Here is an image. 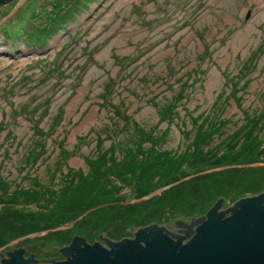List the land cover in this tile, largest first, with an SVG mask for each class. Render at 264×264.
I'll return each instance as SVG.
<instances>
[{"label":"rangeland","instance_id":"obj_1","mask_svg":"<svg viewBox=\"0 0 264 264\" xmlns=\"http://www.w3.org/2000/svg\"><path fill=\"white\" fill-rule=\"evenodd\" d=\"M262 112L264 0L2 1L0 251L38 243L36 257L56 260L60 250L46 246L61 247L74 235L93 241L106 227L140 222L144 206L131 205L151 193L136 196L127 186L122 199L102 201L68 222L51 227L49 217L66 211L59 205L74 194L65 191L63 173L74 170L80 178L79 172L91 170L89 159L109 167L98 158H120L112 154L111 141L131 142L142 131L157 135L159 149L172 155L187 149L193 125L201 126L195 136L202 137L217 124L209 143L199 146L202 152L189 154L191 167L200 168L189 176L219 182L236 167L257 166L251 170L253 186L263 187ZM255 122L251 137L261 142L258 160L247 162L253 155L245 159L249 147L241 148L239 134L237 155L208 161L211 146L237 141L236 133ZM59 185L60 194L52 198ZM220 197L217 211L240 198ZM31 201L42 211L55 203L54 214L18 217L15 209H33ZM114 203L123 205L125 216L115 214ZM102 235L110 236L108 230Z\"/></svg>","mask_w":264,"mask_h":264},{"label":"trees","instance_id":"obj_2","mask_svg":"<svg viewBox=\"0 0 264 264\" xmlns=\"http://www.w3.org/2000/svg\"><path fill=\"white\" fill-rule=\"evenodd\" d=\"M39 28L45 30V26ZM47 29L48 28H46V33L44 31L42 32V34L44 35V40L49 36ZM262 114L264 115V112H262ZM216 126L217 124H214V126H212L213 131L211 130V132H209L207 135L203 134L202 137H200L199 135H195L196 130L197 132H200L199 130L201 129V126H197V124L193 125V139L192 137L190 138L191 140L189 139L190 142H188L187 149L183 150L181 154L174 153L172 155H169L167 151L160 150L158 147V141L154 138L157 137V135L151 133L147 137V135L145 136V133L143 131V137L138 136L136 140H133L131 142L112 140V154H115L116 151L117 155L120 158L118 160L114 159V157L105 158L103 156L98 158L105 161L104 165L110 163V166H107L112 169V172L106 171L105 169L109 167L103 168L102 164H99L97 160L89 159V168L91 170L85 175H82L79 172L80 178L76 177L74 170H70V172L62 174L63 177H65L66 184H68L65 191H71V193L74 194L71 201L69 200L67 204L63 203L59 205L66 208V211L58 214L57 218H55L56 216H53V218L49 217V224L52 227L57 224L59 225L64 222H68L74 219L79 213L105 200L117 202V200L122 199L126 195V192H122L124 186L128 187V192L136 191V196H143L151 193L146 198L142 199V202L140 204L135 203L131 205V207H137L138 210L139 206H144L141 212L145 216L143 218H138V221L140 220V222L137 223L134 221L135 224L133 225V222L129 225L120 224L119 226L114 228L115 230L109 227L104 228H109V238L118 240L121 237L131 235L132 230L135 227L146 225L153 221L157 223H164V221L174 218L176 216L175 214L178 213L182 214L183 218H188L185 216H196L199 214H203L208 206H210L217 197L223 196L225 201L234 200L235 198L252 195L260 192L261 190H264V186H253L254 174L252 173L255 172H252L251 170H254V168L256 169L257 166L244 165L236 167L231 171L227 179L219 182H211L208 180H194V176H189L193 171L196 172L197 170H200V168L193 169V167H191V163L189 161L190 156L192 155L191 152H202V149H200L199 146L209 143L208 140L211 137V133L217 132V130H214ZM255 126L256 122L250 126V129L248 131L245 130L244 133L239 131L234 136V138H236L240 134V136L242 137L240 139V145H242L241 148L243 146L249 147V152L246 153L247 156L245 159L249 158V155H251V153L253 156H251L247 160V162H253L252 160L254 159V161L258 160L257 157L261 152V142L259 138H257V135L251 137L254 134L253 130ZM241 127L244 128L246 127V125H243ZM238 141L239 138L237 137V141L235 142L230 143L229 141H225V139H222L220 142L214 144V146H211V148L206 152H212L213 155V157L212 155L209 157L208 161L213 164L214 161L220 162L226 157L237 155L239 147H236V143H238ZM145 142H147L148 145L144 144ZM103 153L105 154V152ZM203 153L205 154V152ZM212 172L214 173V171ZM69 177H71V179L68 180ZM72 182L73 186H69V183L72 184ZM243 182L246 185L242 186L241 188L239 184H242ZM90 183H95L96 187L94 191H92V187H89V185H91ZM166 185L168 186L163 188L158 193H155L157 188ZM58 190L59 192H61L60 185L58 186V189L54 190L51 194L52 198L57 197L58 194H60L57 192ZM204 190H207V194L205 195L203 194ZM214 190H220V192H213ZM226 191H228L227 194H225ZM25 192L27 193V191ZM31 202L35 205L33 208L34 210L24 208V210H26L25 212L23 209H15L16 211H18V217L24 215L33 217L34 219L40 218V215L52 216V214H54L51 212L56 208L55 203H53L54 205L50 203L51 205L48 207V209H44V211L47 212H44L40 210L38 206H36L35 201ZM113 205L115 207H118V210L115 214H118V216L122 217L125 216L126 213L123 210V205L121 203H114ZM110 207L111 204L101 208H95L90 213L92 214L95 212H99L100 210L103 211V209H107ZM84 215H82L78 220H83L85 217ZM101 223L102 222H100V220L97 222L96 229L101 228ZM16 226H19V224H16ZM100 231L98 230L95 233H98Z\"/></svg>","mask_w":264,"mask_h":264},{"label":"water","instance_id":"obj_3","mask_svg":"<svg viewBox=\"0 0 264 264\" xmlns=\"http://www.w3.org/2000/svg\"><path fill=\"white\" fill-rule=\"evenodd\" d=\"M222 200L219 197L203 214L185 216L189 221L175 214L167 228L155 221L135 227L133 238L112 240L102 235L108 228L98 235L109 249L96 240L88 243L83 236L74 235L65 246H46L66 254L65 259L33 257L32 252L41 248L33 243L0 252V264L36 260H52L50 264H264V192L242 196L217 211ZM25 250L30 251L28 257L22 256Z\"/></svg>","mask_w":264,"mask_h":264},{"label":"flooded vegetation","instance_id":"obj_4","mask_svg":"<svg viewBox=\"0 0 264 264\" xmlns=\"http://www.w3.org/2000/svg\"><path fill=\"white\" fill-rule=\"evenodd\" d=\"M184 220H186V221H189V217L188 218H183ZM162 224H165L164 225V227L165 228H167V224L166 223H162ZM193 231L189 234V235H185L182 239H181V243H184V242H186L192 235H193ZM125 237H127V238H133L134 237V234L132 233L131 235H129V236H125ZM83 238L88 242V243H92L93 241H91V240H87V238H85L84 236H83ZM121 238H123V237H121ZM72 239V238H71ZM113 240V239H112ZM71 241V240H70ZM96 241H98L99 243H101L105 248H107V249H109L110 248V246L106 243V241L103 239V238H101V237H99L98 239H96ZM141 243H142V241H140ZM70 242H67L66 244H64L63 246H65V245H67V244H69ZM13 248H16V247H11V248H4L3 249V251H0L1 253H3V254H5V251L6 250H10V249H13ZM59 254H61V256L62 257H57L56 258V260H60V259H65V257H66V254H63L61 251H59ZM30 255V251L29 250H25V251H23L22 252V256L23 257H28ZM32 255H33V257H36L37 256V251H34V253H32ZM0 263H1V258H0ZM50 264V263H52V260H50V261H46V260H36L35 262H33V261H30V262H26V264ZM61 264H63V263H61Z\"/></svg>","mask_w":264,"mask_h":264}]
</instances>
